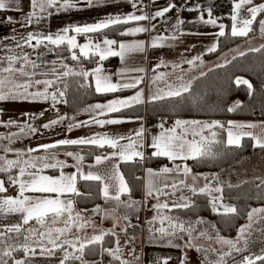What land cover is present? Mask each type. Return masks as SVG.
Segmentation results:
<instances>
[{
  "label": "snow or ice",
  "instance_id": "obj_1",
  "mask_svg": "<svg viewBox=\"0 0 264 264\" xmlns=\"http://www.w3.org/2000/svg\"><path fill=\"white\" fill-rule=\"evenodd\" d=\"M32 11L27 15V22L35 21L39 23L44 18L42 14L52 15L49 9L59 11H69L77 8V0H30ZM101 0H86L88 6H94ZM134 9L140 11L137 15L135 12L126 15H108L94 23L83 25L70 24L59 31L52 32H29L26 36L19 39L13 37L15 48L4 46L5 55L0 56V102L4 101H32V102H50L53 109L59 103H67L66 78L79 76L83 78H94V90L96 93L106 95L116 93L124 89H135L142 82L141 78L132 79L129 82H113L112 76L105 72L104 66L99 61H104L108 57H119L124 60L132 52H144L147 47L158 48L164 47V41L168 37L156 35L152 37L150 43L143 40L132 43L119 42L115 39H109L104 35V30L115 28L119 25H127L129 22L151 21L157 17H164L166 13L177 7L172 3L150 15L141 10L142 0H128ZM19 4V0H0V10H7L9 4ZM242 8H246L247 15H242ZM193 11L194 9H188ZM264 13V3L255 5L254 0H234L233 14L231 16L232 24L230 34L232 37H246L252 32L254 23L259 24V30L264 34V18L257 21L259 14ZM208 19L204 18L201 12L200 20L204 24L217 25V20L213 18L212 9H207ZM8 23L13 22L12 17L7 18ZM184 21H178L183 24ZM152 25L151 30H155ZM220 31L216 34L223 37L227 34L225 25H219ZM150 29L143 25L128 28L127 31L121 32L120 35H136L138 33H147ZM72 33V34H70ZM89 34H100L102 39L94 42ZM85 36L87 42L78 43V36ZM171 39H176L173 35ZM34 42V43H33ZM25 46L33 50L43 48L45 51H36L35 59L32 53L25 51ZM19 48L20 51H16ZM58 49L68 50L72 61L82 64L83 59H92L99 57L97 66L91 70L83 67L79 69L70 67L63 62V57L59 60L46 61L44 56L48 52H56ZM78 50V51H77ZM209 52L216 51V44L208 48ZM260 51V49H252ZM79 53V54H78ZM200 56L184 62L195 65L200 60ZM162 60L160 65H164ZM173 67H180L179 64ZM124 70H121V73ZM143 72L145 69H137ZM164 73L157 75L156 81H165ZM179 84L167 83L166 88L158 89L157 93L151 97V100H162L166 97H179L191 89V81L184 82L183 77H177ZM237 84H245L251 88L247 80L238 78ZM84 85H81L83 87ZM143 91H137L133 96L127 98H116L108 100L105 103H96L89 105L85 111L93 113L91 121H77L68 125V130L73 127L88 126L89 123L101 127L105 125H115L124 123L122 118H98L108 117L109 114L119 113L123 109L132 107L135 104L143 103ZM240 107L236 102L228 108L229 112L235 111ZM58 111V109H57ZM3 110L0 109V117ZM29 119H35L36 114L23 113ZM41 111L39 116H43ZM67 117L60 115L57 119H52L42 125L43 129H49L57 124L62 123ZM75 120V117L72 118ZM166 121H161L158 125L160 131L150 136L145 135V128L141 126L134 130V134L128 136H109L108 134L96 133L87 137L77 139H61L54 143L41 144L36 148L29 147L26 152L15 150L16 159H7L0 155V173H7V183L17 187L16 196L0 197V214L18 213L21 217V223L4 226L0 231V244L5 245L0 251V264H9L10 258L13 264H27L25 259H15L13 252L22 250L26 256H36L37 254L46 257H55L57 252L62 253L59 257V264H103L105 255L117 261L119 264H131V261L122 259V248L120 239L115 227L118 225L114 222L113 229L101 230L98 234L88 236L86 229L91 226L95 229V221L90 217L86 219L89 210L78 209L75 207V197L81 193L77 187L78 180L95 181L100 184V192L106 202H114L112 212L124 208L122 219L128 221L121 227L125 233L129 227H135L129 220L127 210L136 211L142 205L141 201L134 200L131 197L132 189L129 186L124 174L119 171V163H113L111 168L104 172L92 171L91 168L101 165L109 160L122 162H135L137 159L141 162L145 159V147L152 149L151 156L165 158L172 163V167L163 165L158 170L153 168L146 169L147 181L145 185V197L157 199L160 196L174 197L171 200L158 202L152 205L150 210H155L156 215L148 221L149 231L159 240L166 241L172 247H181L173 243L174 240L188 239L184 247L194 248L197 251H207L198 248L192 241L197 238V225L205 223L202 219L196 221H184L179 216L168 215L164 212H171L173 209H189L193 206L191 196L205 194L211 197L210 203L214 211L223 209L224 214H236L237 208L230 205H224L218 201L223 200V188L221 186L212 187L213 180L218 183V174H213L211 178L208 175L193 174L192 168L188 166V160L216 159L221 153L218 147H241L242 139L250 137L255 141V146L264 149V137L254 134L245 129H254L258 127L254 123H243L228 121L227 123L219 120L201 121L176 119L172 126L165 127ZM0 124L5 127L16 125L19 127V133H13L11 136L0 137L9 143L0 144V150L4 153L13 152L9 146L13 138L34 134L39 129L30 122L19 124L16 120L9 119ZM121 141H126L122 143ZM61 146H94L103 149L107 146L112 151L107 154L95 155V165H90L89 171H83V162L85 156L80 152L65 151L63 155L71 157L75 163L69 164L67 160L58 158L56 151ZM43 152V155H32V153ZM27 156L25 159L24 157ZM180 161V163H177ZM66 167L75 169L72 173H65ZM18 170V175H12L13 170ZM55 169L58 175L45 174L46 170ZM203 176L205 184L198 186V180ZM189 178L191 183H188ZM264 183V181H262ZM6 181L0 179V194L7 193L8 188L5 186ZM170 190V191H169ZM190 193L191 196L185 193ZM31 193L33 195H27ZM177 193H180L177 196ZM213 193L220 195L214 196ZM126 196V199H122ZM107 209H102L100 205L91 210L92 215L101 213L107 214ZM264 208H252L247 213L248 224L238 229V236L235 240L220 236L217 232L215 239L222 246L227 247V251H218V259L215 261H206L205 264H228L225 257H232L233 252L244 253L249 248L250 237L252 235L253 224H259L264 220ZM114 221L117 219L113 217ZM159 227H154L156 222ZM167 226L165 227V223ZM261 237L264 238V227L258 229ZM158 234V235H157ZM107 236L115 237V247H105L104 241ZM198 236H209L207 230L198 232ZM15 238L16 243L9 241ZM22 238V242H21ZM132 239V238H130ZM39 250V251H38ZM87 254H98L100 260L89 261L85 259ZM135 255L134 249H132ZM233 258V264H257L258 261L264 262V249L260 254L242 256L240 260ZM136 259H139L136 257ZM171 257L158 258L155 264H170ZM187 255L183 254L181 264H186ZM111 264V261L109 262Z\"/></svg>",
  "mask_w": 264,
  "mask_h": 264
},
{
  "label": "crops",
  "instance_id": "obj_2",
  "mask_svg": "<svg viewBox=\"0 0 264 264\" xmlns=\"http://www.w3.org/2000/svg\"><path fill=\"white\" fill-rule=\"evenodd\" d=\"M159 1L161 0H142L141 10L143 12L148 13L147 10L148 4L150 2L158 3ZM259 1H260L259 4L264 3V0H259ZM190 8L194 10L189 11L188 9ZM233 8H234V3H233ZM31 11L32 8H31L30 0H19V4L16 3L9 4L8 9L5 10L4 19L0 22V56L6 54L4 50L5 45L10 48H15V41L12 39L13 37L19 39L22 36H26L29 32L55 33L70 24L83 25L86 23H94L100 19L105 18L108 15H126L133 12H135L137 15L141 14L140 11H137V9H134L132 7V4L129 3L128 0H101L100 3H96L94 6H88L86 0H77V8L71 9L69 11H59V12H57L55 9H49V11L52 12V15L48 16L47 14H42L44 18L40 20L39 23H36L35 21H33L32 23L27 22V15ZM201 12H203L204 18L208 19L207 11L201 8L197 0L179 1L177 7L174 8L172 11L166 13L164 17H157L151 21L129 22L127 25H124V28L121 30V32H124L127 31L128 28L143 25L150 29V31L147 33H138L136 35H121L120 37H117V35H106L109 39H115L119 42H125V43H132L139 40H143L145 42L150 43L152 37L156 35L168 37V39L164 41V44L166 47L171 48L172 51L170 55H165L161 59L157 57V51L159 50L160 47L152 48L149 46L146 48L144 52H132L128 54L124 60H121L119 57H108L109 59L107 61L105 60L99 61V63L103 64L104 69L106 65L109 64L110 62L113 61L117 62L115 68L112 71L108 72L105 70L107 74L112 76L113 82H129L132 79L141 78L142 82L135 89H124L118 91L105 100L91 102L75 112L63 111L60 108V103L56 105L55 109H53L50 105V102H32V101L0 102V109L3 110V115L2 117H0V119H2L5 122L8 121L9 119L16 120L21 125L24 124L25 122H30L33 126L39 129L37 133L29 134L27 136H20V138H13V142L9 146L14 151L9 153H4L2 150H0V155H4L7 159H16L17 157L15 154V150L26 152V150L29 147L36 148L38 145L41 144L54 143L58 140L66 139V138L77 139L80 137H87L94 135L96 133L108 134L109 136H128L130 134H134V130L139 129L141 126L145 128L146 114L137 117L135 116L98 117L101 119L122 118L125 120L124 123L115 124V125H105L103 127L89 123L88 126L73 127L72 130L69 131L68 125L75 123L77 121H91L93 113L85 111V109H87L89 105H94L98 102L105 103L108 100L116 99V98H127L133 96L139 90L143 91V101H144L143 103H147L149 100H151V97L157 93L158 89H164L165 91H167L165 81H167V83L179 84L180 81L177 79V77H183L185 83L191 81L192 84V82L197 76L205 73L208 69L218 65L225 64L228 61H230L234 56L241 54V53H235L238 51L231 50L234 46L240 44L241 42L248 43L246 41H249L251 45H254V47L248 48L247 50L259 47L264 43V39L260 38L262 33L258 29V31L255 34L242 39L241 41L231 45L230 47L226 48L225 50L219 53L209 52L208 48L212 47L213 44H216V49L218 47L220 36L216 34L220 31L219 25L220 24L225 25L226 32L228 27L225 20L215 15H213V18L217 20L216 26L204 24L200 20ZM241 14L247 15L246 8H242ZM8 17L13 18L12 23L7 22ZM262 18H264V14H262V16L260 17V19ZM180 20L184 21V23L179 24V26L177 27L178 21ZM231 24H232V20H231ZM152 25L156 26L155 30H151ZM173 35L176 36V39H171ZM77 40H79L80 44H83L84 43L83 41L87 40V38L81 35L77 37ZM99 40L100 39H96V40L94 39L93 41L99 42ZM42 49L43 48H40L39 50H33L25 46L24 50L32 53V58L35 59L36 51H41ZM16 51H20V49L16 48ZM221 55L223 56L221 58H218ZM196 56H200L201 59L196 61L195 65H190L184 62L185 60L193 59ZM162 60L165 62V64L161 65L160 67H157V65L161 64ZM221 60H224L225 62ZM175 64H179L180 67H173V65ZM77 65L78 67H76V69L83 67L80 64ZM96 66L97 64L93 67H90L87 70H91ZM141 68L145 69V71L143 72L137 71V69H141ZM121 70L124 71L121 73ZM161 73L166 74L165 81H156V83H153L154 78ZM92 79L94 83V78ZM41 111L44 112V115L42 117L39 116V113ZM23 113L36 114V118L30 120L29 117L24 116ZM60 115H65L67 119H65L62 123L57 124L49 129L42 128L43 124L48 123L52 119H57ZM73 117H75V120L72 119ZM155 118H157L159 123L162 120L166 121L165 123L166 128L172 126V124L176 119H187V120L195 119L201 121L219 120L224 123H227L228 121L243 122L246 124L254 123L257 124L258 127L254 129H245V131H251L256 135L264 137L263 118L232 117L226 120L218 117L207 118V117H193V116H176V117L157 116ZM159 131L160 129L159 127H157L152 132L145 131V135L150 136L152 134L158 133ZM13 133H19V127H17L16 125H13L11 127H5L3 124H0V137L11 136ZM121 142L125 143L126 141H121ZM8 143L9 142L7 140L0 139V144L7 145ZM253 144L255 145L254 140H253ZM261 149L262 148L256 147V149L253 152L243 155L237 161L235 168L237 165L240 168V164L245 162L247 158L248 159L252 158V155L254 157L257 156L255 151ZM50 151H56L58 153V158L61 160H67L70 165L75 163V161L71 157H66L65 155H63L65 151H73V152L78 151L81 153V155H84L80 146H76V147L61 146L58 149H52ZM144 151L146 157L147 155H151L152 149L145 147ZM43 154H44L43 152L32 153V155H43ZM24 158L26 159L27 156H25ZM259 159H261L259 161L261 164V168H260V172L258 173L254 168L248 170L247 174H245L244 171H239V170L237 171L233 169V171L231 172L232 173L231 177L233 176L232 184L241 183L242 181L248 178L263 177L264 156L263 157L260 156ZM121 162L122 161L109 160L101 165L91 168V170L104 172L106 169L111 168L113 163H119V171L123 173ZM177 163H180V161H177ZM83 164H84L83 171L87 172L90 170L88 166L95 165V160L94 158L92 160H84ZM187 164L189 167H191L189 160L187 161ZM163 165H168L169 167L173 166L172 163L169 161L162 162L157 165L144 164L143 170L140 174L142 177V192L138 196L131 195L132 199L142 202V205L138 208V210L136 211L127 210L129 213V220L131 224L133 225V222H136L137 228L142 227L143 230L142 235L141 232L140 234L139 233L134 234L133 232H131L132 227H129L126 233L121 230V227L128 223V221L122 219V216L126 210L124 208H120L116 212H112V208L114 207V202L111 201L106 202L102 194H101V199L89 207L79 206L75 201L76 208L89 210L86 219L90 217L92 220L95 221V229L91 226H89L86 229V233L88 236H91L93 234H98L101 230L108 231L113 229L114 222L118 225L117 227H115V231L119 235L120 247L123 250L121 258L131 261V264H133L132 263L133 261H138L137 264H154L153 262H151L152 260L149 257L150 249L153 247L155 248V250L158 251L159 245L165 246V244H168L166 241L159 240L153 236L152 232L149 231L150 225L148 224V221L151 220L156 215L155 210H150L152 205L158 202L162 203L166 199L167 200L174 199V197L160 196L159 201L157 199H151V198L146 199L145 197V185L147 181L146 169L153 168L154 170H158ZM258 168L259 167H257V170L259 171ZM222 169L218 171H225V173L229 172L227 171V169L226 170H222ZM74 171L75 169L73 167H66L64 169L65 173H72ZM192 172L193 174L206 175V173L213 171H198L192 168ZM222 173L224 175V172ZM11 174L18 175V170L14 169ZM45 174L58 175L59 173L55 169H48L46 170ZM7 177L0 174V179H4L6 181V185H5L6 187H7ZM81 180H78L77 183V187L79 191H80L79 185ZM188 183H191L190 178L188 180ZM197 184L198 186H203L205 184V180L203 179V176H201ZM219 186L223 188V186L225 185H219ZM17 194H18V190L10 191L8 189V192L0 194V197L16 196ZM26 194L33 195L31 193H26ZM185 194L191 196L190 193L186 192ZM179 195L180 193H177V196ZM213 195L217 196L220 194L213 193ZM126 198H127L126 196H122V199H126ZM191 201H193L192 196H191ZM217 203L218 205L222 203L224 205L234 206L232 204L224 202L223 200L222 202L218 201ZM97 205H100L102 209H107L108 210L107 214L105 215L104 213H101L99 215H92L91 210L96 208ZM175 210L176 209H173L171 212L164 210V212L166 214L178 216ZM217 212H223V209L220 208V211ZM113 217H116L117 219L114 221ZM21 222H22L21 217L20 214L18 213L0 214V230H4V226H11L12 224L21 223ZM158 226L160 225L159 222L157 221L154 227H158ZM166 226H167V222L165 223V227ZM135 236H137L138 240L134 241ZM211 237L212 238H209V236L197 235V238L192 241L195 245H197L198 248L203 247L201 246L202 243L205 245L204 242L206 243L209 242L210 243L209 247L206 246L203 247V249L207 251H197L194 248L184 247V244L188 239L187 236L184 237V240L176 239L175 241H173V243L181 245V247L171 246L170 248H175L183 251L190 250L189 251L190 254H193V256H197L198 260L201 255L202 256L205 255L206 257H208L206 254L210 253L209 256L211 255L213 256L215 254L216 257V255H218V251H227V247L219 244L215 239V236H211ZM122 240H124V244H122L121 242ZM114 241H115V237L113 243L112 244L109 243L108 247H115ZM161 241L163 243H161ZM109 242H112L111 239H109ZM165 247L168 248L169 246L166 245ZM132 249H134L135 255H133ZM213 250H218V251H213ZM61 255L62 253L57 252V255L55 257L42 256L41 257L42 260L40 261H44L46 262V264H59V257ZM25 256H26L25 253L22 252L21 250H18L17 253L13 255L15 259H25L24 258ZM212 256L210 258H212ZM136 257H138L139 259H136ZM105 258H108V264L110 261L112 263V258L107 255H105L102 258L103 262ZM85 259L92 261V260H100L101 257L98 258L85 257ZM10 260L12 261V259H9V261Z\"/></svg>",
  "mask_w": 264,
  "mask_h": 264
},
{
  "label": "trees",
  "instance_id": "obj_3",
  "mask_svg": "<svg viewBox=\"0 0 264 264\" xmlns=\"http://www.w3.org/2000/svg\"><path fill=\"white\" fill-rule=\"evenodd\" d=\"M201 8L205 11L211 8L215 16L223 19L227 23V34L219 38V44L213 53H219L242 39L255 34L259 29V24L254 23L253 31L246 37H232L230 34L231 15L233 12L234 0H197ZM261 13L257 17L259 21ZM124 25L116 26L104 30V35H117L120 37ZM96 39H101L100 34H89ZM260 51L249 49L234 56L225 64L208 69L205 73L197 76L191 84V89L179 97H166L162 100H149L147 103L135 104L130 108L123 109L119 113L109 114L110 116H193V117H218L224 120L232 117L237 118H263L264 119V43L259 47ZM58 54L65 57V62L77 63L70 58L68 50L58 49ZM79 54V53H78ZM107 58L105 61H107ZM99 57L83 59L81 66L89 69L97 64ZM79 64V63H78ZM238 78L247 80L251 84L249 88L245 84H237ZM67 103H60L63 111L75 112L83 106L99 100H105L114 93L101 95L95 92L92 77L83 78L71 76L66 78ZM81 85H84L81 87ZM239 102L240 107L233 112L227 109ZM241 147H218L221 153L216 159L189 160L191 167L198 171H218L222 168H231L243 155L253 152L256 146L250 137L242 139ZM76 147V146H73ZM85 156V160H92L95 155L106 154L112 150L105 146L103 149L94 146H80ZM168 161L165 158L152 157L147 155L145 161L141 162H121L123 173L132 189L131 195L138 196L142 192V177L137 173L144 164L157 165ZM7 177V173H0ZM264 178H249L238 184L223 186V201L234 205L237 208L236 214H224L214 211L211 207V197L205 194L192 196L193 206L189 209H176L178 216L184 221H196L202 219L208 223V233L216 236H236L239 226L247 220V213L257 206H264ZM80 196L75 197L79 206L89 207L101 199L100 184L95 181H80ZM202 224H199V226ZM111 239L112 242H109ZM114 237L107 236L104 246L108 247L113 243ZM259 247V248H258ZM260 249V251H259ZM264 249V244H256V248L249 247L244 253H234L236 260L242 256L260 254ZM87 258L100 257L98 254H87ZM111 264H119L112 261ZM257 264H264L258 261Z\"/></svg>",
  "mask_w": 264,
  "mask_h": 264
},
{
  "label": "rangeland",
  "instance_id": "obj_4",
  "mask_svg": "<svg viewBox=\"0 0 264 264\" xmlns=\"http://www.w3.org/2000/svg\"><path fill=\"white\" fill-rule=\"evenodd\" d=\"M260 3V1L259 0H255L254 1V4L255 5H258ZM81 38H83V37H81ZM93 38V40L95 39L96 40V38H94V37H92ZM260 38H262V39H264V34H262L261 36H260ZM85 39V38H84ZM84 43H86L87 42V40H85V41H83ZM246 42H248V43H245V42H241L240 44H238V45H236V46H234L231 50H233V51H238V52H235V53H242V52H244V51H246L248 48H251V47H254V45H251L250 43H249V41H246ZM78 43H80L79 42V40H78ZM83 43V44H84ZM246 49V50H245ZM43 51H45L44 49H42L41 50V52H43ZM225 54V53H224ZM223 55H221L220 57H218V58H221ZM61 57H63L64 59H63V62L64 63H66L65 61V57H64V55H62V54H58L57 52H48L45 56H44V59L46 60V61H53V60H59ZM221 61H224V60H221ZM225 62V61H224ZM224 62H221V63H224ZM67 64L70 66V67H73V68H76V67H78V63H71L70 61H68L67 62ZM98 103H100V102H98ZM146 115H148V114H146ZM154 117H157V116H154ZM255 153L257 154V156H253L252 155V158H250V159H246V161L245 162H243L242 164H240V168L238 167V165L236 166V168H235V165L237 164V162H236V164H234V166H232L231 168H224V169H222V170H226L227 169V171H229V172H227V173H225V171H213V172H209V173H206V175H208L210 178H211V176L213 175V174H218V183H217V181H215V180H213L212 182H211V185H212V187H216V186H219V185H229V184H232L233 182H232V177H231V175H232V171H233V169L234 170H239V171H244V173L245 174H247V172H248V170H250V169H256V171H257V173L258 172H260V168H261V164H260V160L261 159H259L260 158V156L261 157H263L264 156V149H261V150H257V151H255ZM240 159V158H239ZM245 163V164H244ZM257 167H259L258 169H259V171L257 170ZM222 172H224V175H223V173ZM260 174V173H259ZM246 178H248V177H246ZM261 178H264V175H263V177H261ZM235 179V178H234ZM249 179V178H248ZM255 208H264V206H257V207H255ZM168 215H170V214H168ZM261 215H264V213H262ZM135 221H137V220H135ZM207 224L208 223H203L202 225H197V229H198V232L199 231H201V230H207L208 229V226H207ZM246 224H248V218H247V220L245 221V222H243L240 226H239V228L241 227V226H244V225H246ZM133 225L135 226V227H132V229H131V232H133L134 234H136V233H139L140 234V232H141V235H142V233H143V230H142V227L141 228H137V226H136V222H133ZM159 227V226H158ZM261 227H264V220H262L259 224H253V228H252V235H251V237H250V242H249V247L251 246V247H253V248H256V244H260V243H263L264 244V238H262L261 237V233H260V231L258 230L259 228H261ZM238 228V229H239ZM0 231H3V230H0ZM208 231V230H207ZM198 232H197V235H198ZM238 234L239 233H237V235L236 236H228V237H226V238H229V239H233V240H235L236 239V237L238 236ZM135 240H138V238H137V236H135L134 237V241ZM175 241V240H174ZM10 243H16V240H15V238H13V240H11V241H9ZM21 242H22V238H21ZM122 242V244H124V240H122L121 241ZM161 243H163L162 241H161ZM205 243V245L202 243V245L201 246H206V247H209L210 246V243L208 242V243H206V242H204ZM138 245V244H137ZM166 245H168L169 247L167 248V247H165ZM160 246V247H159ZM158 246V251L157 250H155V248H151L150 249V252H149V257L151 258V262H153L154 264H155V262H156V260L158 259V258H164V257H171L172 259L170 260V264H181V260H182V257H183V254H185L186 253V255H187V261H186V264H205V262L206 261H209V262H211V261H215V260H217L219 257H218V255H216V257H215V254L212 256V258H210L211 256H209V254H206L208 257H206L205 255H201L200 256V258H199V260H198V257L197 256H193V254H190V250L189 251H183V250H179V249H175V248H170L171 246L169 245V244H165V246H163V245H159ZM4 247H5V245H3V244H0V251H2L3 249H4ZM203 247H199V248H201V249H203ZM259 248V247H258ZM180 249H182V248H180ZM154 250V251H153ZM205 250V249H204ZM22 251V250H21ZM39 251V250H38ZM259 251H260V249H259ZM23 252V251H22ZM15 253H17V251H15V252H13V255H15ZM235 252H233V254H232V257L235 255L234 254ZM247 255H250L249 253H247ZM42 256L41 255H39V254H37L36 256H25L24 258H25V260H26V262H27V264H46V262H44V261H40V260H42V258H41ZM232 257H225V259L227 260V262H228V264H233V258ZM242 258V257H241ZM240 258V259H241ZM6 259H10V258H6ZM133 264H137L138 263V261H133L132 262ZM9 264H12V261L10 260L9 261Z\"/></svg>",
  "mask_w": 264,
  "mask_h": 264
},
{
  "label": "built area",
  "instance_id": "obj_5",
  "mask_svg": "<svg viewBox=\"0 0 264 264\" xmlns=\"http://www.w3.org/2000/svg\"><path fill=\"white\" fill-rule=\"evenodd\" d=\"M179 1H186V0H161L158 3L150 2L148 4V7H147L148 14L152 15V14H154L155 11L160 10L163 7H166L172 3L178 5ZM4 16H5V10H0V22L4 19ZM171 51L172 50L169 47H166V46L160 47L159 50L157 51V57L159 59H161L165 55H170ZM116 63H117L116 61L110 62L109 64L106 65L105 70L108 72L112 71L115 68ZM158 125H159V122H158L157 118L146 115L145 131L152 132L158 127ZM142 170H143V168L138 169L137 173L141 174ZM7 187L10 191L17 190V187L12 186L8 183H7ZM103 264H108V258L104 259Z\"/></svg>",
  "mask_w": 264,
  "mask_h": 264
}]
</instances>
